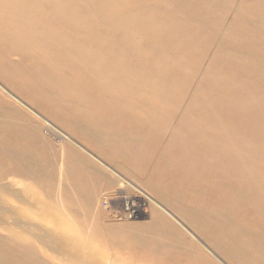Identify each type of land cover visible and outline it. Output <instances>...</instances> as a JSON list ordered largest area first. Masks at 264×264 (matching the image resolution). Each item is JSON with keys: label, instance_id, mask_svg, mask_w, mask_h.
Instances as JSON below:
<instances>
[{"label": "bare ground", "instance_id": "6f19581e", "mask_svg": "<svg viewBox=\"0 0 264 264\" xmlns=\"http://www.w3.org/2000/svg\"><path fill=\"white\" fill-rule=\"evenodd\" d=\"M68 68L82 71L119 112L100 114ZM0 72L53 109L112 130L92 138L114 158L145 165L156 158L153 175L164 191L207 205L205 214L173 205L181 215L235 264H264V230L252 233L254 223L245 222L253 213L234 210L253 207L264 229V0H0ZM168 116L177 118L159 157L141 131H122L154 125L163 132ZM31 126L0 90V127ZM136 205L130 199L126 209ZM129 238L162 253H191L159 221ZM0 264L16 263L0 252Z\"/></svg>", "mask_w": 264, "mask_h": 264}, {"label": "rangeland", "instance_id": "374dc122", "mask_svg": "<svg viewBox=\"0 0 264 264\" xmlns=\"http://www.w3.org/2000/svg\"><path fill=\"white\" fill-rule=\"evenodd\" d=\"M161 4L172 9L167 1ZM68 69L62 71L75 75L78 89L100 106V114L109 117L119 112L112 106L115 101L98 97V90L84 82L82 71ZM2 72L0 90L32 125L31 130L0 127V252L4 256L16 264H235L222 252L223 246L173 206L196 207L203 214L207 210L205 204L164 191L153 175L160 167L156 158L146 165L114 158L113 149L108 152L92 138L112 130L97 131L91 117L53 109L30 86ZM176 118H164L169 126L159 133L154 125L122 131H141L156 145L155 157H159L166 153ZM204 186L206 191L212 188L208 180ZM130 199L137 203L134 213L126 209ZM252 208L238 204L234 210L239 215L253 213L245 224L253 222L250 231L262 232L263 216ZM153 221L164 224L191 253L176 249L162 253L155 243L140 244L129 238Z\"/></svg>", "mask_w": 264, "mask_h": 264}]
</instances>
